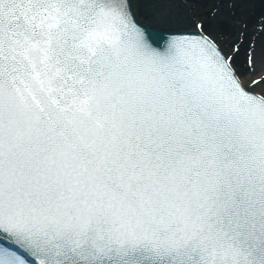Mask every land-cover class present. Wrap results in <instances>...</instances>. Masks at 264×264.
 <instances>
[{"label": "snow or ice", "instance_id": "snow-or-ice-1", "mask_svg": "<svg viewBox=\"0 0 264 264\" xmlns=\"http://www.w3.org/2000/svg\"><path fill=\"white\" fill-rule=\"evenodd\" d=\"M209 3L0 0V264H264V14Z\"/></svg>", "mask_w": 264, "mask_h": 264}, {"label": "bare ground", "instance_id": "bare-ground-1", "mask_svg": "<svg viewBox=\"0 0 264 264\" xmlns=\"http://www.w3.org/2000/svg\"><path fill=\"white\" fill-rule=\"evenodd\" d=\"M244 6L248 8V11H242V8ZM204 7H207V5H205ZM262 14H264V3H262L261 0H243L242 4L238 3L234 8H228L225 0H219V10L217 12V15L223 17L225 20H233L239 22L231 29L230 32H223V43L227 45L235 36L236 31L240 28L241 25H246L244 31L246 32L248 38L256 35V38L259 40L260 35L262 34L259 33L258 25L260 23ZM239 64L242 68L244 67L243 51L239 56ZM244 70L247 71L246 68H244ZM256 71L259 72L260 69L257 68Z\"/></svg>", "mask_w": 264, "mask_h": 264}, {"label": "rangeland", "instance_id": "rangeland-1", "mask_svg": "<svg viewBox=\"0 0 264 264\" xmlns=\"http://www.w3.org/2000/svg\"><path fill=\"white\" fill-rule=\"evenodd\" d=\"M214 2H217V0H210V4L207 5V7H204V8L202 9V12H203L204 14H207V10H208V8L211 6V3H214ZM242 11L246 12V11H248V8L244 6V7L242 8ZM222 43H223V41H222Z\"/></svg>", "mask_w": 264, "mask_h": 264}]
</instances>
